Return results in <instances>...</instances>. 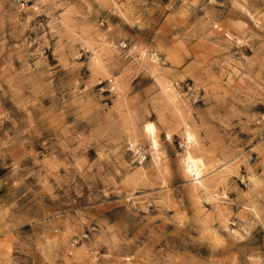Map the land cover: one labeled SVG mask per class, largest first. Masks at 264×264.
Listing matches in <instances>:
<instances>
[{
  "label": "rangeland",
  "instance_id": "374dc122",
  "mask_svg": "<svg viewBox=\"0 0 264 264\" xmlns=\"http://www.w3.org/2000/svg\"><path fill=\"white\" fill-rule=\"evenodd\" d=\"M0 264H264V0H0Z\"/></svg>",
  "mask_w": 264,
  "mask_h": 264
},
{
  "label": "bare ground",
  "instance_id": "6f19581e",
  "mask_svg": "<svg viewBox=\"0 0 264 264\" xmlns=\"http://www.w3.org/2000/svg\"><path fill=\"white\" fill-rule=\"evenodd\" d=\"M144 130L150 136V139L152 141L153 146L156 147L157 146V139H156V135H155L154 126L152 125V123H146V125L144 126ZM186 139H187V141H190V139H191V134L189 132H187V134H186ZM201 167H202V161L200 159L195 158L191 154H189L187 156V158H186V171L193 174L195 176V179H197V181H199V182L201 181L200 180Z\"/></svg>",
  "mask_w": 264,
  "mask_h": 264
}]
</instances>
